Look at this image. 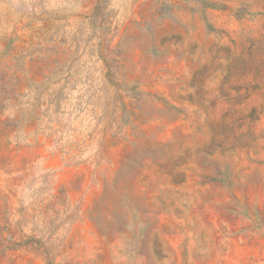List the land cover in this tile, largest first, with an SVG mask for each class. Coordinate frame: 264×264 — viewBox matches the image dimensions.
Here are the masks:
<instances>
[{
    "label": "rangeland",
    "instance_id": "1",
    "mask_svg": "<svg viewBox=\"0 0 264 264\" xmlns=\"http://www.w3.org/2000/svg\"><path fill=\"white\" fill-rule=\"evenodd\" d=\"M0 264H264V0H0Z\"/></svg>",
    "mask_w": 264,
    "mask_h": 264
}]
</instances>
